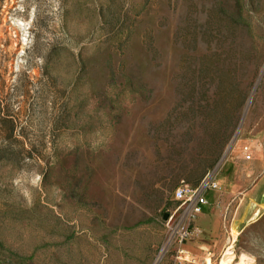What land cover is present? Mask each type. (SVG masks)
<instances>
[{
	"label": "rangeland",
	"instance_id": "obj_1",
	"mask_svg": "<svg viewBox=\"0 0 264 264\" xmlns=\"http://www.w3.org/2000/svg\"><path fill=\"white\" fill-rule=\"evenodd\" d=\"M208 181L200 264H264V0H0V264H152Z\"/></svg>",
	"mask_w": 264,
	"mask_h": 264
},
{
	"label": "built area",
	"instance_id": "obj_2",
	"mask_svg": "<svg viewBox=\"0 0 264 264\" xmlns=\"http://www.w3.org/2000/svg\"><path fill=\"white\" fill-rule=\"evenodd\" d=\"M244 160H251L252 151L247 145L241 147ZM217 187L216 182L208 181L194 188L178 186L173 190V199L179 202L175 211L178 216L172 220L169 217L166 228L167 232L162 243L157 248L152 264H162L169 257L168 264H189L192 262L186 243L191 239L195 228V217L202 212L206 203V193ZM172 220V221H171Z\"/></svg>",
	"mask_w": 264,
	"mask_h": 264
},
{
	"label": "crops",
	"instance_id": "obj_3",
	"mask_svg": "<svg viewBox=\"0 0 264 264\" xmlns=\"http://www.w3.org/2000/svg\"><path fill=\"white\" fill-rule=\"evenodd\" d=\"M191 242H192V241L189 240V241L186 243V248H187V250H188V252H189V255H190L191 259H193L192 262L189 263V264H200V257H199V255L196 253V251L194 250V248L192 247Z\"/></svg>",
	"mask_w": 264,
	"mask_h": 264
},
{
	"label": "bare ground",
	"instance_id": "obj_4",
	"mask_svg": "<svg viewBox=\"0 0 264 264\" xmlns=\"http://www.w3.org/2000/svg\"><path fill=\"white\" fill-rule=\"evenodd\" d=\"M232 254L231 252H227L226 255ZM233 256H225L224 260L221 261V264H227L230 263L232 261ZM247 261V257L244 254H241L239 256L238 262L236 264H245V262Z\"/></svg>",
	"mask_w": 264,
	"mask_h": 264
}]
</instances>
